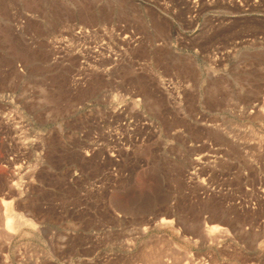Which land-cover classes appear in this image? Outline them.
Instances as JSON below:
<instances>
[{
    "label": "rangeland",
    "instance_id": "rangeland-1",
    "mask_svg": "<svg viewBox=\"0 0 264 264\" xmlns=\"http://www.w3.org/2000/svg\"><path fill=\"white\" fill-rule=\"evenodd\" d=\"M0 264H264V0H0Z\"/></svg>",
    "mask_w": 264,
    "mask_h": 264
}]
</instances>
